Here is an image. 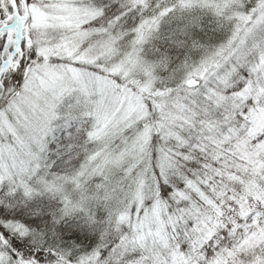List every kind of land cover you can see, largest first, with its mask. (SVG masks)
I'll use <instances>...</instances> for the list:
<instances>
[{
  "label": "snow or ice",
  "instance_id": "snow-or-ice-1",
  "mask_svg": "<svg viewBox=\"0 0 264 264\" xmlns=\"http://www.w3.org/2000/svg\"><path fill=\"white\" fill-rule=\"evenodd\" d=\"M0 264H264V0H0Z\"/></svg>",
  "mask_w": 264,
  "mask_h": 264
}]
</instances>
